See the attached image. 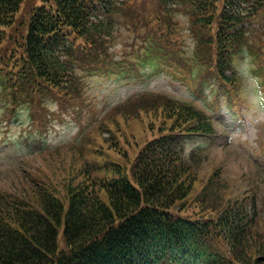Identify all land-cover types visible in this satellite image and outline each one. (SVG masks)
Here are the masks:
<instances>
[{"label": "trees", "instance_id": "1", "mask_svg": "<svg viewBox=\"0 0 264 264\" xmlns=\"http://www.w3.org/2000/svg\"><path fill=\"white\" fill-rule=\"evenodd\" d=\"M24 1L0 0V90L13 86L7 96L12 101L22 92L38 96L45 89L74 93L79 83L72 68L77 60L83 63L76 50L81 48L87 63L108 65L110 15L139 0H38L23 15ZM159 2L168 12L175 0ZM178 2L198 13L194 25L203 31L193 59L198 68L211 67L223 83H234L227 71L246 38L243 23L264 8V0ZM158 102L169 123L128 168L87 161L61 197L37 185L31 196L0 198V264H264L257 199L217 202L223 186L218 171L194 198L211 214H185L198 161L194 152L183 155L184 144L212 135L214 128L192 105Z\"/></svg>", "mask_w": 264, "mask_h": 264}, {"label": "rangeland", "instance_id": "2", "mask_svg": "<svg viewBox=\"0 0 264 264\" xmlns=\"http://www.w3.org/2000/svg\"><path fill=\"white\" fill-rule=\"evenodd\" d=\"M37 2L25 0L21 13L26 15ZM136 4L137 10L115 17L117 22L107 41L115 73L100 70L89 76L85 69L89 66L76 63L74 76L79 87L74 93L65 88L45 89L38 96H25L22 92L21 99L12 101L7 96L14 92L13 86L0 90V198H19L26 193L31 196L37 185L53 189L61 197L64 185L87 161L97 164L111 161L128 168L138 150L169 123L163 119L159 99L188 102L204 110L207 104L214 110V114L208 115L215 133L207 139H193L197 142L193 147L198 148L199 156L196 154L194 158L198 161V173L186 200L185 214L193 217L211 214L198 206L194 198L218 171L223 186L217 188L216 201L224 203L229 198L254 196L264 232V140L252 150L235 141L233 133L244 131L247 125L243 106L239 104L237 109L236 104L227 103L222 94H216L207 84H199L197 80L192 84L186 62H177L181 67L144 65L136 68L138 73H117L126 68L125 58L153 39L152 34L163 33L161 38L157 37L158 43L167 50L171 46L185 59L193 55L183 42L184 25L180 17L190 20L187 27L195 40L197 34L185 11L174 8L166 12L159 0H139ZM253 21L247 25L244 52L248 53L252 47L258 63L264 67L263 55L255 48L264 46V13ZM242 53L243 50L237 56ZM20 94L19 91L16 95ZM12 108L15 109L10 111ZM31 112L37 116L32 120ZM58 239L62 247L61 231Z\"/></svg>", "mask_w": 264, "mask_h": 264}, {"label": "clouds", "instance_id": "3", "mask_svg": "<svg viewBox=\"0 0 264 264\" xmlns=\"http://www.w3.org/2000/svg\"><path fill=\"white\" fill-rule=\"evenodd\" d=\"M180 19L184 25L183 42L191 54L195 51L197 42L188 31L190 20L183 16ZM232 67L238 76L237 94L243 106V115L247 120L245 130L233 133V137L235 141L245 144L252 150L258 148L259 142L264 140V72L259 70L255 58L247 52L234 57ZM208 114H214V110L206 104L205 115ZM195 143L197 142L189 140L184 144L185 157L193 152Z\"/></svg>", "mask_w": 264, "mask_h": 264}]
</instances>
